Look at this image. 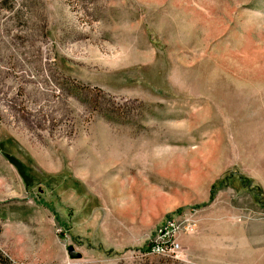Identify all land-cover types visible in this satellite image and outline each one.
I'll use <instances>...</instances> for the list:
<instances>
[{"label":"rangeland","instance_id":"1","mask_svg":"<svg viewBox=\"0 0 264 264\" xmlns=\"http://www.w3.org/2000/svg\"><path fill=\"white\" fill-rule=\"evenodd\" d=\"M0 249L264 264V0H0Z\"/></svg>","mask_w":264,"mask_h":264},{"label":"built area","instance_id":"2","mask_svg":"<svg viewBox=\"0 0 264 264\" xmlns=\"http://www.w3.org/2000/svg\"><path fill=\"white\" fill-rule=\"evenodd\" d=\"M178 228L179 225L175 220H168L166 226L161 229L156 235V238L150 242L147 252L150 254L170 256L174 259H181L177 253L178 245L175 241V232Z\"/></svg>","mask_w":264,"mask_h":264},{"label":"trees","instance_id":"3","mask_svg":"<svg viewBox=\"0 0 264 264\" xmlns=\"http://www.w3.org/2000/svg\"><path fill=\"white\" fill-rule=\"evenodd\" d=\"M0 264H21L10 259L1 249H0Z\"/></svg>","mask_w":264,"mask_h":264},{"label":"water","instance_id":"4","mask_svg":"<svg viewBox=\"0 0 264 264\" xmlns=\"http://www.w3.org/2000/svg\"><path fill=\"white\" fill-rule=\"evenodd\" d=\"M80 255L78 253H71V258H79Z\"/></svg>","mask_w":264,"mask_h":264}]
</instances>
